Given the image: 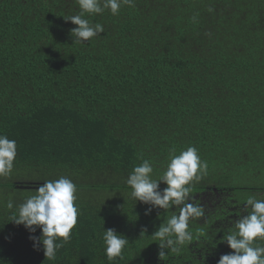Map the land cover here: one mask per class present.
<instances>
[{
  "label": "trees",
  "instance_id": "1",
  "mask_svg": "<svg viewBox=\"0 0 264 264\" xmlns=\"http://www.w3.org/2000/svg\"><path fill=\"white\" fill-rule=\"evenodd\" d=\"M80 13L77 0H0V135L17 151L0 175V264H218L248 198L264 200V0H131L85 13L104 33L74 43L66 20ZM189 147L207 169L184 203L203 215L161 259L153 235L184 205L139 202L127 179L147 160L159 181ZM61 177L76 185L77 224L46 258L30 239L41 229L13 220ZM107 229L129 240L112 260Z\"/></svg>",
  "mask_w": 264,
  "mask_h": 264
},
{
  "label": "clouds",
  "instance_id": "2",
  "mask_svg": "<svg viewBox=\"0 0 264 264\" xmlns=\"http://www.w3.org/2000/svg\"><path fill=\"white\" fill-rule=\"evenodd\" d=\"M77 3L81 13L69 17L66 21L77 26L71 30L74 43H84L104 33L101 24L92 25L83 18L85 13L101 14L105 9H109L113 15H117L121 3L131 4V0H103V4L101 0H77ZM16 155V142L0 135V175L11 172ZM206 169L207 163L201 161L197 149L189 147L179 155L171 157L167 170L159 181L151 178L153 168L147 160L136 166L129 175L127 184L132 189L131 196L139 202L162 209L170 205H184L179 209V215H173L153 235L161 241V259L165 257V248L176 251V245L191 239L188 231L189 219L202 216L203 209L196 204L184 203L190 192L186 185L193 179H200ZM161 182L167 185L162 192L159 190ZM76 192V185L66 177L45 182L36 190V195L20 205L18 218L13 220L15 224L23 225L33 233L37 227L41 229L40 237L33 235L30 239L34 248L42 244L46 258L55 257L56 251L63 246L62 243H57L58 238L67 242L77 224ZM247 205L251 207V212L238 219L235 230L223 237V241L233 252L221 256L218 264H264V247L253 246L257 238H264V200L250 196ZM9 207H12L11 203ZM150 211L151 209L146 214H150ZM103 240L109 260L120 257L123 248L129 243V240L115 229L104 230Z\"/></svg>",
  "mask_w": 264,
  "mask_h": 264
},
{
  "label": "rangeland",
  "instance_id": "3",
  "mask_svg": "<svg viewBox=\"0 0 264 264\" xmlns=\"http://www.w3.org/2000/svg\"><path fill=\"white\" fill-rule=\"evenodd\" d=\"M24 178H28V180L30 181H36L39 178V176L32 174V175H25Z\"/></svg>",
  "mask_w": 264,
  "mask_h": 264
}]
</instances>
